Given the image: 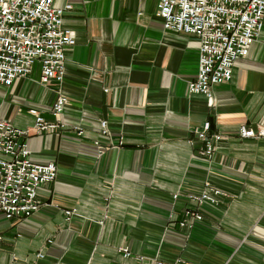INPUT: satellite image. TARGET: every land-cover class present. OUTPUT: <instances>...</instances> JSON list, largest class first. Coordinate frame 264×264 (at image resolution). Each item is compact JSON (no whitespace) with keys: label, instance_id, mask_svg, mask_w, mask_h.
<instances>
[{"label":"crops","instance_id":"1","mask_svg":"<svg viewBox=\"0 0 264 264\" xmlns=\"http://www.w3.org/2000/svg\"><path fill=\"white\" fill-rule=\"evenodd\" d=\"M54 4H71L63 24L76 33L65 79L42 83L36 63L0 85V118L29 130L31 160L55 162L57 177L38 188L42 205L30 216L0 214V264H118L121 247L150 263L264 264V135H239L242 125L264 127V23L209 100L189 91L198 39L167 30L158 0ZM60 94L68 101L54 115ZM32 109L65 127L36 131ZM207 122L209 136L221 135L210 157L196 133ZM207 182L224 194L180 227L188 194Z\"/></svg>","mask_w":264,"mask_h":264},{"label":"built area","instance_id":"2","mask_svg":"<svg viewBox=\"0 0 264 264\" xmlns=\"http://www.w3.org/2000/svg\"><path fill=\"white\" fill-rule=\"evenodd\" d=\"M65 7H58L54 0H0V85L10 86L20 77L29 75L33 66H41L40 81L62 82L67 69V50L76 43V33L64 26ZM158 15L167 30L194 35L199 41V69L189 83V91L202 94L211 100L213 87L230 81L235 62L246 56L253 42L259 37L264 23V0H158ZM68 99L60 94L52 109L53 114L63 112ZM34 128L49 131L65 127L60 120H46L36 109ZM81 134L78 125L74 126ZM210 123L196 131L203 142L202 156L210 157L215 142L221 135L209 136ZM101 132L108 133L106 120H101ZM28 129H22L0 118V214L8 219L26 218L39 210L42 203L38 197L41 185L52 183L57 177L55 162L37 163L31 160L27 137ZM241 137L264 135L244 125L239 127ZM99 152L105 146L95 142ZM224 191L205 183L204 189L188 194L190 206L183 210L184 217L178 221L182 228H191L203 219L201 206L205 201L218 203ZM175 198L179 195L174 194ZM74 211H66L68 215ZM2 236L0 235V240ZM124 259L118 264H188L182 258L172 262L134 254L128 247H121ZM38 256H43L39 253Z\"/></svg>","mask_w":264,"mask_h":264}]
</instances>
